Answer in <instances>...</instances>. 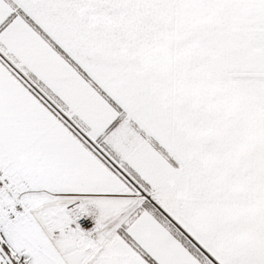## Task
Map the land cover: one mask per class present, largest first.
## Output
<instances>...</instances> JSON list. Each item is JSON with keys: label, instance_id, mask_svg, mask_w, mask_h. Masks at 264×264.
I'll use <instances>...</instances> for the list:
<instances>
[{"label": "snow or ice", "instance_id": "obj_1", "mask_svg": "<svg viewBox=\"0 0 264 264\" xmlns=\"http://www.w3.org/2000/svg\"><path fill=\"white\" fill-rule=\"evenodd\" d=\"M0 264H264V0H0Z\"/></svg>", "mask_w": 264, "mask_h": 264}]
</instances>
